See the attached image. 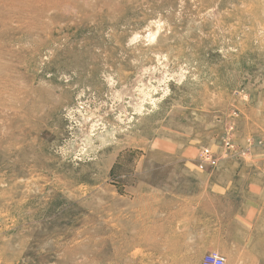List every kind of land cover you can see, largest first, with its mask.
<instances>
[{"label":"rangeland","instance_id":"1","mask_svg":"<svg viewBox=\"0 0 264 264\" xmlns=\"http://www.w3.org/2000/svg\"><path fill=\"white\" fill-rule=\"evenodd\" d=\"M175 209L264 264V0H0V264H200Z\"/></svg>","mask_w":264,"mask_h":264},{"label":"crops","instance_id":"2","mask_svg":"<svg viewBox=\"0 0 264 264\" xmlns=\"http://www.w3.org/2000/svg\"><path fill=\"white\" fill-rule=\"evenodd\" d=\"M211 187H212L213 191L216 193V195L222 194V195L231 196V195H237L238 194V191H237L238 189L236 187H234V185L227 184L226 182L220 183L217 181L215 183H212ZM228 211H230V210L228 209ZM174 213H175L174 218H173L174 225H173V229H172L173 240H171L169 242V244L174 245V252L173 253H174V257L176 259H178L179 261H182L184 258L189 257V258L201 260L204 254L211 252V251H216L215 249H213L212 247L207 246V245H199V246H196L195 248H191V246H189V247L184 246L183 245L184 244L183 243L184 231H185V234H187L186 229L187 228L190 229L189 236H187V237H188L189 241H191L192 236H194V237L196 236L195 233L192 231V228H195L197 226V221H192V220L187 221L186 219H184L183 214H182V210H180V209H178V210L175 209ZM182 224H185L186 227H183ZM185 242H187L186 239H185Z\"/></svg>","mask_w":264,"mask_h":264},{"label":"built area","instance_id":"3","mask_svg":"<svg viewBox=\"0 0 264 264\" xmlns=\"http://www.w3.org/2000/svg\"><path fill=\"white\" fill-rule=\"evenodd\" d=\"M204 153L205 161L214 164V160L209 155L208 150H205ZM200 264H226V259L220 253L211 251L203 255Z\"/></svg>","mask_w":264,"mask_h":264},{"label":"bare ground","instance_id":"4","mask_svg":"<svg viewBox=\"0 0 264 264\" xmlns=\"http://www.w3.org/2000/svg\"><path fill=\"white\" fill-rule=\"evenodd\" d=\"M151 76V75H150ZM149 78V77H148ZM142 82V81H141ZM120 92V91H119ZM125 93L126 94H128L129 95V97H130V101H129V104H131L132 105V107L133 106H135V107H137V106H139V104H138V98L136 97V96H133V93H132V91H130L129 89H127V90H125ZM115 94V93H114ZM123 103V102H122ZM142 103V102H141ZM125 107V106H124ZM139 109V108H138ZM136 111V110H135ZM120 116V115H119ZM88 119H89V117H88ZM90 121L91 120H88V121H86L85 122V125H82L83 126V129H84V134L86 135V134H89L90 132H91V129H93L95 126H97L96 124L95 125H90ZM98 121V120H97ZM91 128V129H90ZM101 130V129H100ZM101 132V131H100ZM111 132V130L109 131V129H107V128H104V132L102 133V136L100 137L101 139H100V141L101 142H103L105 139V137H106V135L107 134H109ZM100 134V133H99ZM99 134L96 136V138L99 136ZM92 136V135H91ZM99 138V137H98ZM92 139V138H91ZM99 140V139H98ZM89 144V143H88Z\"/></svg>","mask_w":264,"mask_h":264}]
</instances>
